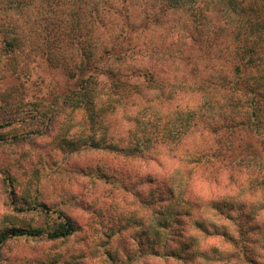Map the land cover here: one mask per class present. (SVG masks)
I'll return each mask as SVG.
<instances>
[{"label": "rangeland", "instance_id": "1", "mask_svg": "<svg viewBox=\"0 0 264 264\" xmlns=\"http://www.w3.org/2000/svg\"><path fill=\"white\" fill-rule=\"evenodd\" d=\"M213 11L206 16L204 38L220 46H215L214 50L204 41L199 51L200 28L194 29L185 11L167 9L161 0H0V41L6 37L15 47L12 53L5 54L0 42V139L20 137L17 143L0 144V234L11 229H39L47 233L65 220L71 222L73 228L71 235L55 240L45 234L10 236L0 244V264L150 263L145 255L138 257L136 251L139 247L142 249L141 244L147 238L142 233L156 231V219L147 216L136 199H125L121 194L115 196L112 188H101V180L92 181V177L82 175L83 165L94 167L99 160H107L105 164L111 166L113 156L108 160V155L101 151L73 157L58 153L51 139L64 132L53 128L35 135L32 140L22 141L30 135L29 128L17 120L31 115L30 107L39 110L58 101L59 94L77 80L66 76L65 65H77L82 49L98 58L102 49L115 42L117 50L122 51L112 54L125 56L124 64L119 66L111 54L109 60L104 57V62L100 61L103 63L99 64L100 69L120 72L123 83L136 87L134 91L128 85L118 89L122 97L111 105L115 112L108 113L104 104L101 127L95 129L102 130L109 139L127 140L128 145L134 143L132 138L156 137L157 153L153 154L157 155L164 149L161 132L175 112L182 134L177 153L204 152L210 145H216L217 137L224 131L217 127L228 125L230 117L236 118L222 99L223 87L215 92L213 99L206 94L211 89L208 75L215 79L222 75L228 54L222 36L214 34L213 26L220 23V18L218 11ZM95 12L99 16H94L93 21L90 16ZM145 15L149 16L147 24L143 20ZM128 16L132 31L123 26ZM48 51L53 52L55 62L61 60L62 63L51 66ZM188 54L194 70L198 69L193 75L190 66L183 63ZM136 70L137 74L131 73ZM140 72H149L155 82L139 78ZM99 77L109 85L106 77ZM199 105L203 110L205 105L214 107V112L205 117L192 116ZM65 117L76 121L73 124L74 131L78 129L76 135L90 134L82 113L66 109ZM37 127L41 128L39 124ZM211 130L218 133L212 134ZM212 163L210 169L216 170L218 161L212 160ZM183 165L173 161L163 167L167 172L171 169L170 175ZM111 172L123 186L131 180L124 179L115 169ZM244 186L239 188V182L232 184L230 203H243L248 214L264 223V184ZM170 187L174 191L183 190L179 175L172 177ZM202 189L203 186H192L194 198L199 192L204 198L208 195ZM40 200L48 210L32 209L30 205ZM184 223L180 228L173 225L168 244L182 259H187L192 257L194 239L198 236L190 226V218ZM198 242L200 239L195 243ZM257 243L250 247L258 251L261 244ZM226 245L222 244L220 249L227 248L233 253L232 244ZM166 258L167 264H176ZM249 258L252 260L251 256ZM253 258L254 264H264V259ZM156 260L161 263L159 258Z\"/></svg>", "mask_w": 264, "mask_h": 264}, {"label": "trees", "instance_id": "2", "mask_svg": "<svg viewBox=\"0 0 264 264\" xmlns=\"http://www.w3.org/2000/svg\"><path fill=\"white\" fill-rule=\"evenodd\" d=\"M161 1L167 9L185 11L189 15L190 22L194 24V29L200 28L197 34L200 39L197 43V46H200L199 51L202 50L204 41L209 48L213 46L214 49L215 46H220L205 40L203 33L206 29V16L213 9L218 11L220 23L213 26L214 34L222 36V43L227 45L228 54L222 75L217 79L208 75L211 89L206 94L207 96L212 95L213 99L215 92L223 87L222 99L225 103L227 102L230 113L236 118L230 117L227 121L228 125L217 127L224 131L217 137L216 145H210L204 152L178 154L179 144L177 143L182 134L178 130L179 123L175 120L177 116L175 112L174 116L167 121L166 129L161 132L164 149H162L163 153L157 155L153 154L157 153L155 152L156 137L132 138L134 143L128 145L127 140L109 139V136L102 130L95 129L101 127L100 120L104 114L103 105H106L105 109L108 113L113 114L115 111L111 108L112 103L122 97L118 95V89L127 88L128 85L121 81L120 77L122 79L123 77L120 72L110 67V69H100L99 64H103L100 61L104 62V57L109 60L112 52L119 54L122 51L121 48L118 49L120 52L117 50L115 42L109 48L102 49L98 58L92 53H87L86 49H82L77 65L74 67H72L74 63L71 67L69 64L65 65L66 76L70 80L75 78L77 80L59 94L58 101L50 102L45 107H40L39 110L34 106L30 107L31 115L17 120L18 123L29 128L30 135H26L22 141L32 140L35 135L45 134L53 128L64 132L59 137L51 139L58 153L63 152L65 156L73 157L85 156L84 152L101 151L108 155V160H111L110 155H112L111 166L105 164L107 160H99L94 167L83 165L82 175L92 177V181L93 179L101 180V188L107 186L112 188V194L115 196L121 194L125 199H136L143 205V212L152 220L156 219V231L151 229L149 234L143 231L146 233H142L143 236L146 235L147 238H144L141 244L142 249L138 246L139 249L136 251L138 257L145 255L149 264H167L166 257L171 258L170 260L176 264H254L253 256L264 259V223H259L255 220L256 217L248 214L243 203L241 205L230 203L229 200L233 196H230L229 192H231L232 184L235 185L237 182H239V188L245 184L247 187L264 184V0ZM91 16L90 18L95 21L94 16L98 17L99 13L95 12L93 17ZM148 17L147 15L143 17L146 24ZM128 19L129 16L124 18L123 26L132 31L134 28L129 25ZM0 42L5 54L13 52L15 48L13 41H8L4 37ZM113 57L115 62L120 63L119 66L124 64L125 56L113 55ZM119 57L122 58L117 59ZM47 58L51 66L57 67L62 63L59 59L55 62L51 51L47 52ZM191 60V55L188 54V58L185 57L183 63L190 66L193 75L198 69L194 70ZM131 73L137 74L138 71ZM100 75L107 78L108 86L100 81ZM140 77L147 82H155V77L149 72H140ZM128 86L133 91L135 90V84ZM66 109L75 110L79 112V115L82 113L84 121H87L90 133L88 136L76 135L78 129L74 131L73 127L76 121L65 117ZM213 112L214 107L205 105V110H203L199 105L193 111L192 116L205 117ZM77 123L80 124V121ZM38 124L41 128L37 127ZM32 128L37 130L31 131ZM211 133H218V131L211 130ZM6 141L17 143L20 137L14 135L0 139V144ZM239 150L245 154L243 155ZM212 160L218 161L219 166L216 170L210 169L214 165ZM41 161L45 160L41 159ZM173 161H180L185 165L169 175L171 169L167 172L163 166ZM114 169L124 179L131 178V180L123 186L120 181L114 179L111 172ZM175 175L180 176V183L183 185L181 192L174 191L170 187L171 179ZM30 178L29 176L28 180ZM193 185L203 186L202 190L207 191L208 195L204 198L203 193L199 192V195L194 198L195 195L191 190ZM30 206L32 209L48 210L41 200L33 202ZM188 218L198 238L194 237L192 257L182 259L168 244V241L172 238L169 235L173 225L180 228L181 225H185L184 220ZM72 231L71 222L66 220L57 229L47 233L39 229H11L10 232L0 234V244L10 236L37 237L45 234L48 239L55 240L71 235ZM198 239L200 242L195 243ZM257 241L261 244L258 251L250 247L257 245ZM219 243L220 246L222 244L227 246L226 243H231L234 248L233 253L227 248L220 249ZM186 249L188 251L189 247ZM156 258H159L161 263L157 262Z\"/></svg>", "mask_w": 264, "mask_h": 264}]
</instances>
